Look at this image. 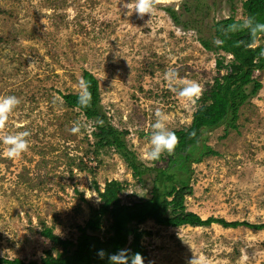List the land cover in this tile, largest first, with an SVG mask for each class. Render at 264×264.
I'll use <instances>...</instances> for the list:
<instances>
[{
  "label": "rangeland",
  "instance_id": "374dc122",
  "mask_svg": "<svg viewBox=\"0 0 264 264\" xmlns=\"http://www.w3.org/2000/svg\"><path fill=\"white\" fill-rule=\"evenodd\" d=\"M197 1L157 0L152 16L140 19L124 7L131 0H0V39L6 41L0 46V96L20 100L4 134L30 132L29 150L20 158H7L0 142V259L38 262L51 248L41 225L61 239L75 240L89 206H99L92 175L75 163L87 148L82 139L94 144L101 122L62 107V96L78 94L84 71L98 82L101 115L126 132L125 142L145 166L154 164L143 153L157 109L168 114L176 135L189 127L195 105L171 91L164 73L173 68L204 92L216 77V56L201 47L196 32L175 26L164 9H174L184 21L199 20L193 10L184 11ZM202 1L210 10L209 18L200 19L208 34L213 22L230 16V4ZM53 4L57 10L50 9ZM234 5L240 18V0ZM253 78L262 89L240 110L237 131L224 138L223 129L210 135L208 146L219 156L193 167V194L186 201L188 211L202 220L244 226L172 229L146 223L141 229L151 236L138 243L149 258L143 264H188L193 253L204 264H264V230L249 228L264 224V72ZM74 119L83 127L75 140L66 141ZM100 160L94 180L101 192L107 181H127L124 204L148 198L152 176L141 188L114 149ZM86 162L97 167L96 159Z\"/></svg>",
  "mask_w": 264,
  "mask_h": 264
},
{
  "label": "trees",
  "instance_id": "16d2710c",
  "mask_svg": "<svg viewBox=\"0 0 264 264\" xmlns=\"http://www.w3.org/2000/svg\"><path fill=\"white\" fill-rule=\"evenodd\" d=\"M226 1L230 4V16L213 22L208 34L201 16L209 18L210 10L202 0H198L192 9L184 6L185 13H191L193 10L194 15L197 13L201 20L188 17L187 21H184L174 9H164L175 26L181 27L183 31L196 32L201 47L216 56V77L196 101L189 127L177 134L179 143L174 155L163 154L158 161H154L152 167L140 163L124 140L126 132L114 128L110 121L101 115L100 88L91 73H82V78L91 85L89 90L92 93V102L89 108L81 109L78 106V94L62 96L64 109L69 112L77 110L85 119L101 122L97 126L99 133L95 135L97 140L94 144L90 145L87 138L82 139L81 144L87 145V148L83 157L75 163L80 171H87L92 175L94 189L100 200L99 206H89V218L84 227H77L79 236L75 240L61 239L53 234L52 229L41 225V235L51 248L42 251L38 262L24 263L21 260L0 259V264H110L109 257L123 249L128 250L130 257L139 253L143 261H148V254L138 244L143 238L151 236L150 232L141 229L146 223L151 222L159 227L172 229L209 228L214 224L226 229L244 226L237 222L228 223L223 219L202 220L186 207L187 199L193 194V167L201 164L206 158L219 156L208 146L210 135L223 129L224 138L231 131H237L240 110L251 106L252 100L262 89L260 81L253 76L255 73L264 72V35L253 43L246 29L230 30L229 26L234 29L243 25L248 18L264 23V0H240L243 10L240 18H236V0ZM50 9L58 8L53 4ZM5 43V40L0 39V46ZM64 139L69 141L75 140L76 137L69 132ZM110 149H114L130 171L135 184L141 188H145L144 178L152 176L148 198H139L136 202L124 204L121 196L128 191L130 184L127 181H107L103 192L100 191L94 180L98 174L96 168L102 164L100 157L108 155ZM38 154L44 156L42 152ZM89 157L96 159L97 167L91 169L88 166L86 161ZM162 162L167 163L165 167L156 166ZM20 178L24 180L25 177ZM249 228L261 231L264 230V224ZM130 239L132 242L129 244ZM100 251L105 253L104 258L99 256Z\"/></svg>",
  "mask_w": 264,
  "mask_h": 264
},
{
  "label": "clouds",
  "instance_id": "9594fccd",
  "mask_svg": "<svg viewBox=\"0 0 264 264\" xmlns=\"http://www.w3.org/2000/svg\"><path fill=\"white\" fill-rule=\"evenodd\" d=\"M156 3L157 0H131V2L125 3L124 7L128 9L130 15L135 12L138 18L143 19L145 15L152 16L155 12ZM229 29H246L253 43H255L261 35H264V23H259L254 18H248L243 25L236 26L234 29L233 26H229ZM214 43H217V41H214ZM164 79L170 86L171 91L186 104L195 105L196 101L199 100L203 94V87L197 81L180 77L178 71L173 68H169L164 73ZM90 87L91 85L88 81L83 78L79 80L77 104L81 109H87L91 106L92 93L89 90ZM19 104L20 100L16 96H0V142L6 146L4 155L9 159L20 158L30 147L28 140L30 136L29 131L4 134L9 117ZM154 117L155 121L151 124L149 145L143 153V159L148 162L158 161L165 153L168 156L174 155L175 149L179 143L177 135L169 128L168 114L157 109L154 113ZM82 127L83 125L79 122H75L70 132L73 135L79 134ZM86 198L90 199L91 197L86 195ZM98 254L101 258L105 256L103 251H100ZM109 260L110 264H129V260L131 264H143V257L139 253L130 257L126 249L111 255ZM188 264H204V260L193 253Z\"/></svg>",
  "mask_w": 264,
  "mask_h": 264
}]
</instances>
